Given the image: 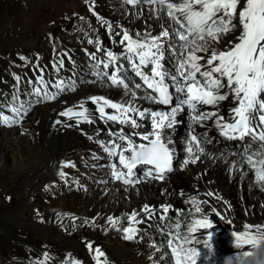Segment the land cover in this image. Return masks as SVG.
I'll return each mask as SVG.
<instances>
[{
  "label": "bare ground",
  "instance_id": "obj_1",
  "mask_svg": "<svg viewBox=\"0 0 264 264\" xmlns=\"http://www.w3.org/2000/svg\"><path fill=\"white\" fill-rule=\"evenodd\" d=\"M40 14L48 17L46 22L56 20L55 24L60 16L73 19L70 24H60L64 28L61 31L54 30V25L31 38ZM101 19L114 28L119 25L116 30L122 28L133 33L147 30L153 35L161 31L163 23L150 13L148 5L133 7L123 4L122 0H0V82L6 80L5 85H0V103L10 100L7 92L19 85L25 107L30 105L20 124L10 127L0 124V178L14 174L12 192L16 197V209L0 210V264H36L44 259L45 252L50 256L46 264H64L71 260L97 264L88 243L100 248L104 253L100 259H106L107 264H164L153 247L163 239L157 227L161 222L157 217L148 219L141 209L149 205L159 214L161 205L170 204L174 209L170 216L176 215V209L185 207V201L192 195L211 201L222 213L223 219L212 217L220 223L218 230L223 241L231 242V232L239 230L244 223L264 225V190L255 183L247 165L241 167L239 163L243 142L229 140L224 143L225 148L214 142L206 146L212 156L202 157L196 167L189 164L179 169L177 161V170L173 176L168 175L165 182L129 186L109 175V158L99 146L102 136H97L86 125L76 127V118L60 115L68 108L80 111L79 105L83 104L97 121V106L91 103L90 97H106L118 103L130 99L122 88L108 87L93 74L103 69L94 68L89 54L95 53V42L109 33ZM19 34L21 38L15 40ZM89 40L94 43H88ZM22 47L32 48L33 52L23 54L26 62L16 60V69L9 64L8 55ZM85 54L89 60L85 59ZM68 59L73 61L68 65V72L75 73V81L70 83V86L75 84V90H69V86L55 102L34 106L23 95V85L28 86L29 81L39 82L41 77L54 73L60 61L67 65ZM168 63L171 67L173 61L169 59ZM83 72L88 73L91 81ZM132 74L129 71V84ZM16 76L21 77L20 81ZM47 93L53 94L52 91ZM142 95L137 91V107L154 110L162 107L139 99ZM178 119L184 123L177 126L172 138L178 156L183 158L189 121L183 113ZM58 120L60 123H56ZM209 124L208 135L216 137L215 126ZM203 131L205 129L197 128V132ZM220 142L223 145V141ZM65 164L68 167H64ZM61 171L64 176L59 175ZM70 183L73 185L69 186ZM179 187L190 195H181ZM209 192L214 195L208 196ZM40 197L47 198L48 203L40 204ZM134 212L139 213L136 219L143 223L133 226L135 221L128 217ZM109 217L118 221L115 227ZM130 225L137 232L134 239L127 240L123 229Z\"/></svg>",
  "mask_w": 264,
  "mask_h": 264
},
{
  "label": "snow or ice",
  "instance_id": "obj_2",
  "mask_svg": "<svg viewBox=\"0 0 264 264\" xmlns=\"http://www.w3.org/2000/svg\"><path fill=\"white\" fill-rule=\"evenodd\" d=\"M122 3L133 7L146 4L150 13L163 23L161 31L153 35L147 30L144 33L122 28L117 31L101 19L109 34L119 37L112 42L119 44L122 51L117 54L105 50L97 40V51L103 52L106 60L97 59L95 53L89 54L96 61L94 68L100 69L101 65L105 70L112 68L111 73L95 71L97 79L106 82L108 87L122 88L130 96L125 103L106 97L89 98L97 106L101 120L121 125L118 130L109 129L107 142H99L113 161L108 165L111 178L129 186L164 181L169 173L177 170L174 162H179V169H185L189 164L202 162V157H211L206 150L216 140L207 132L211 122L220 137L243 142L239 163L241 167L247 165L255 183L264 190V0H122ZM93 7L90 6V11ZM169 59L173 61L171 67ZM129 71L142 83L132 81L130 87ZM20 79L16 76L17 81ZM40 83H44L42 77ZM56 87L59 92L64 91L63 82ZM69 90L74 91L75 84ZM136 90L143 93L139 99L162 107L155 110L137 107ZM34 91L39 96L41 89ZM57 95L45 92L44 99H56ZM228 101L231 106L224 114L221 108ZM3 108H8L11 115L0 111V124L10 127L21 123L30 105L25 107L14 93L6 103H0V109ZM79 108L80 111L68 108L60 115L76 118L77 122L81 118L87 123L95 122L83 104ZM182 113L187 115L189 123L182 148L184 156L180 158L172 135L184 123L178 119ZM197 128L205 131L197 132ZM59 175L65 173L61 171ZM186 202L191 209L179 210L180 218L175 220L170 216V204L161 205L159 214L153 207L143 206L141 211L148 219L157 217L161 222L157 227L163 239L153 247L164 264H198L201 260L204 264H215L214 234L210 231L214 225L210 216L224 217L209 200L191 197ZM138 215L134 212L128 219L143 223L136 219ZM109 222L115 227L118 221L109 217ZM123 231L124 238L132 240L137 229L129 227ZM231 236L234 264H245L252 250L264 242V225L244 223ZM87 247L95 253L97 264H107L106 259H100L104 256L100 248H93L91 243ZM43 257L36 264H46L50 259L47 252ZM64 264L79 262L71 260Z\"/></svg>",
  "mask_w": 264,
  "mask_h": 264
},
{
  "label": "rangeland",
  "instance_id": "obj_3",
  "mask_svg": "<svg viewBox=\"0 0 264 264\" xmlns=\"http://www.w3.org/2000/svg\"><path fill=\"white\" fill-rule=\"evenodd\" d=\"M67 11H68V14L67 15H69L70 14V10L68 9ZM47 18L48 17H46L45 15L40 14L38 20H36L37 21V27L35 28L34 33H32L33 35L30 36L31 38H34L36 35H38L41 30L42 31H45V30H49L50 28H53L54 25H55V27H54L55 29L54 30L57 29V31H61L64 28H61L60 27V24H63V22H65V23L67 22V23L70 24L71 21H72V19H73L72 16L71 17H69V16L68 17L67 16H60L59 22L57 24H55L56 20L53 19V21L46 22V19ZM46 23H48L47 24L48 27L45 28ZM19 36L21 38V34H19L14 39L17 40L19 38ZM12 37H14V36H11V38ZM13 42L14 41H12V43ZM24 47L18 49V51H15L11 55H8V57H9V64L10 65L13 64V66L15 67L16 60H21L23 62H26L27 57L26 56H23V54L24 53H27V52H29V53L30 52H33V50H32V48L27 49V48H24ZM2 56H5V55H2ZM20 57H25V59L22 60ZM84 57H85L86 60L88 59V55L85 54ZM91 60L92 59H90V62H91ZM15 68L17 69V67H15ZM87 74L88 73L83 72L84 77L86 79H88V81H91V77H89ZM131 79H132V81H134L136 79V77L134 76V74H132ZM132 81H131L130 84H132ZM2 84L5 85L6 84V80L1 81L0 82V85H2ZM7 93H8V98L10 99V91H8ZM215 143L218 146L222 147V148L223 147L224 148L226 147L224 144L223 145L221 144L218 135L216 136ZM242 148H243V145H240V149H242ZM176 163H177V161H176ZM196 166H197V164L194 165V167H196ZM173 174H174V172L170 173L169 175L170 176H173ZM13 175L14 174H7V175L5 174V176H2L0 178V210L6 209V208H10V209L14 208V209H16V200H15L16 197H15V195L12 192V189L15 188V184H14L15 182L13 180H11V178H13ZM72 185H73L72 183L69 184V186H72ZM187 185H188V182H187ZM187 185H186V187H187ZM75 186L77 187L79 185L76 184ZM181 186H183V185H181ZM179 190H180V192L182 191L183 194H184V188H180L179 187ZM184 195H187L188 196L190 194H184ZM38 201H39L40 204L48 203V199L47 198H44V197H40ZM181 208H183V210H185V212H186V209L184 207H181ZM37 211H38V209L35 210V213L36 214H37ZM171 216H172V219L175 217V215H173V214Z\"/></svg>",
  "mask_w": 264,
  "mask_h": 264
},
{
  "label": "clouds",
  "instance_id": "obj_4",
  "mask_svg": "<svg viewBox=\"0 0 264 264\" xmlns=\"http://www.w3.org/2000/svg\"><path fill=\"white\" fill-rule=\"evenodd\" d=\"M249 257L251 260H246L245 264H264V242L254 248ZM226 264H231V257L226 258Z\"/></svg>",
  "mask_w": 264,
  "mask_h": 264
}]
</instances>
